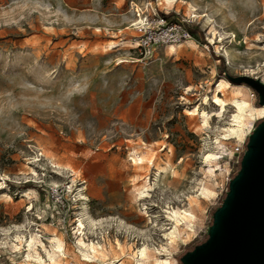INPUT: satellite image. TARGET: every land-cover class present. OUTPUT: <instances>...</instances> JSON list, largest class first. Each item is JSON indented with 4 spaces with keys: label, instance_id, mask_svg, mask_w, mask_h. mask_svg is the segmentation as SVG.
Returning a JSON list of instances; mask_svg holds the SVG:
<instances>
[{
    "label": "rangeland",
    "instance_id": "1",
    "mask_svg": "<svg viewBox=\"0 0 264 264\" xmlns=\"http://www.w3.org/2000/svg\"><path fill=\"white\" fill-rule=\"evenodd\" d=\"M154 13L191 37L135 44ZM243 74L264 0H0V264H182L264 118Z\"/></svg>",
    "mask_w": 264,
    "mask_h": 264
},
{
    "label": "water",
    "instance_id": "2",
    "mask_svg": "<svg viewBox=\"0 0 264 264\" xmlns=\"http://www.w3.org/2000/svg\"><path fill=\"white\" fill-rule=\"evenodd\" d=\"M264 105V81L243 74ZM207 238L180 257L182 264H264V118L248 135L240 167L212 214Z\"/></svg>",
    "mask_w": 264,
    "mask_h": 264
},
{
    "label": "built area",
    "instance_id": "3",
    "mask_svg": "<svg viewBox=\"0 0 264 264\" xmlns=\"http://www.w3.org/2000/svg\"><path fill=\"white\" fill-rule=\"evenodd\" d=\"M154 14L152 18L149 14L144 15L143 22L138 26L139 30L142 31L139 45L143 48L147 49L153 45L179 41L191 37V32L184 21L166 27L162 26L161 28L160 26L164 24L166 17L156 13ZM244 150L243 143L236 145L233 149V154L239 159Z\"/></svg>",
    "mask_w": 264,
    "mask_h": 264
},
{
    "label": "bare ground",
    "instance_id": "4",
    "mask_svg": "<svg viewBox=\"0 0 264 264\" xmlns=\"http://www.w3.org/2000/svg\"><path fill=\"white\" fill-rule=\"evenodd\" d=\"M177 0H158V2H160V3H162L163 5H165L166 7H168V8H170V7H172L173 6V2H176ZM189 6H192L193 7V9L196 11L197 10V8L196 7H194L193 6V4L191 3V2H189ZM200 12H198V13H194V14H196V15H198ZM141 17V18H140ZM139 17V20L138 21H136V22H133L132 24H136V23H138V22H143V18H142V16H140ZM209 17V16H208ZM139 24V23H138ZM140 43V40L139 41H137V40H135L134 41V43L135 44H138L139 45V43ZM224 83H226V81L224 80V79H221L220 81H219V83L215 86V88H214V92H216V91H221V90H223V88H224ZM234 86V85H233ZM247 89H249V88H247ZM239 90V89H238ZM236 92V91H235ZM238 92V91H237ZM250 94H249V92L247 91V90H243L242 91V100H243V103L242 102H240L239 101V99H232L233 101H234V103L236 104V106L239 108V109H242L243 108V104H244V101L246 100V98L249 96ZM213 97L215 98V100H217V101H219V103H220V109L221 110H223L224 108H225V101L224 100H221V99H219L218 97H217V95L214 93V95H213ZM236 97V96H235ZM207 113V112H206ZM206 116V115H205ZM204 116V117H205ZM211 116V115H210ZM211 117H209V119H210ZM230 130L233 132V133H238L239 132V130H240V122L239 121H237V123L234 125V126H230ZM238 135H239V133H238ZM212 155H213V157L214 158H216V157H218V153L216 152V151H213L212 152ZM135 159H137V161L139 160V159H141V157H138V156H135ZM210 173L211 174H214L212 171H210ZM156 181V180H155ZM210 188V187H209ZM82 220H83V218H82ZM89 221H90V219H89ZM91 222H92V224H96V221L92 218L91 219ZM176 239V238H175ZM29 244V243H28ZM58 249V248H57ZM140 256H141V258L139 259V260H136L137 261V264H145L144 263V260H146V259H149L151 256H152V252L151 251H149L147 248H143L142 250H141V252H140ZM43 260V259H42Z\"/></svg>",
    "mask_w": 264,
    "mask_h": 264
}]
</instances>
